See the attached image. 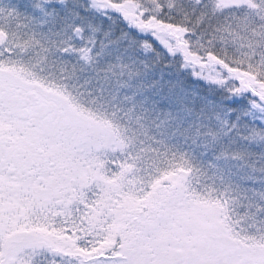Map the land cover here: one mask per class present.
Returning <instances> with one entry per match:
<instances>
[{
  "label": "snow or ice",
  "instance_id": "obj_1",
  "mask_svg": "<svg viewBox=\"0 0 264 264\" xmlns=\"http://www.w3.org/2000/svg\"><path fill=\"white\" fill-rule=\"evenodd\" d=\"M0 264H264V0H0Z\"/></svg>",
  "mask_w": 264,
  "mask_h": 264
}]
</instances>
